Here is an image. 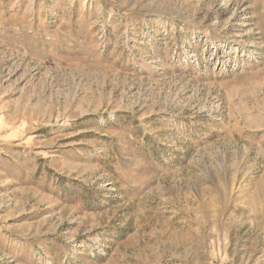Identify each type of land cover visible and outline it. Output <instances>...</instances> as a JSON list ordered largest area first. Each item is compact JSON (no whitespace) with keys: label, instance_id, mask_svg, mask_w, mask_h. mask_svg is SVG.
<instances>
[{"label":"rangeland","instance_id":"1","mask_svg":"<svg viewBox=\"0 0 264 264\" xmlns=\"http://www.w3.org/2000/svg\"><path fill=\"white\" fill-rule=\"evenodd\" d=\"M0 264H264V0H0Z\"/></svg>","mask_w":264,"mask_h":264}]
</instances>
